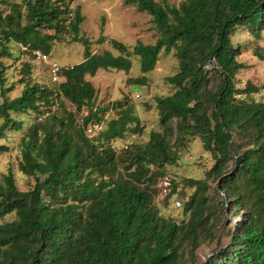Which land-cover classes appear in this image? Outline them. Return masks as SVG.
<instances>
[{
  "label": "trees",
  "instance_id": "trees-1",
  "mask_svg": "<svg viewBox=\"0 0 264 264\" xmlns=\"http://www.w3.org/2000/svg\"><path fill=\"white\" fill-rule=\"evenodd\" d=\"M72 1L0 0V150L8 129L23 131L18 166L29 178L25 190L12 172L0 181V264H264V99L254 96L264 83L237 87L245 64L232 38L236 30L264 36V0H184L179 7L124 0L152 16L160 37L132 49L112 38L119 55L92 51L81 35L82 8ZM66 41L83 44V60L63 74L59 111L39 120L55 87L33 81L25 61L22 92L10 98L16 83L6 86L1 58H15L11 44L23 46V54H51ZM172 49L179 68L165 79L174 91L158 99L162 129L114 151L112 141L141 134L144 125L128 99L97 103L87 76L100 69L129 73L137 56L143 76L129 82L145 84L161 52ZM255 55L264 60V46ZM109 111L115 116L107 118ZM89 123L104 127L90 138ZM195 138L215 162L203 177L181 180L193 191L181 201L182 217L171 216L170 203L181 208L172 202L180 182L172 178L166 195L160 182ZM229 204L243 218L225 224L230 237L223 243L218 225ZM213 242L216 255L201 260L199 249Z\"/></svg>",
  "mask_w": 264,
  "mask_h": 264
},
{
  "label": "rangeland",
  "instance_id": "rangeland-1",
  "mask_svg": "<svg viewBox=\"0 0 264 264\" xmlns=\"http://www.w3.org/2000/svg\"><path fill=\"white\" fill-rule=\"evenodd\" d=\"M155 1L161 2L163 0ZM182 1L184 0H166V3L170 6L179 7ZM72 2L73 7L80 5L82 8L85 20L81 24V35L90 40L94 53H101L109 49L115 55H119L120 53L109 43L112 38L123 41L132 49L138 41H142L145 44H154L160 37L159 31L152 23V16L148 12H140L136 6L126 5L124 0H73ZM2 7L5 8V6ZM101 37L104 38L103 43L98 42ZM232 38L234 44L241 47L242 53L238 60L245 64V68L237 75V87L244 88L248 82L257 86L262 85L264 83V60L259 59L255 55V49L258 46H264V36L261 39H255V37L244 30H236ZM11 50L15 58H1L7 66L4 73L6 86L16 83L15 89L8 94L10 98L19 96L22 92L24 86L20 82V79H22L20 69L25 61L31 62L33 81L47 87H54V84L50 82L48 64L39 62L32 53L23 54L24 48L18 44H11ZM83 55L84 46L82 43L66 41L55 45L51 58L59 63L69 64L81 62ZM132 60L133 65L129 73L116 69H100L95 76H87V79L97 88V103L100 105H110L116 100L125 98L135 106L136 113L144 125V130L141 134L134 133L137 136L135 141L138 144H142L149 139L152 131L161 130L163 127L157 103L159 98L165 97L174 91V87L165 79L177 72L179 63L174 49L170 52L163 50L156 68L145 74V84L138 85L129 82L130 78L143 76L139 58L132 56ZM137 94L140 95L139 98H136ZM254 96L256 99H264V90L255 93ZM68 107L72 110V107ZM114 116L113 111H109L107 114V118ZM30 119L31 117L25 118L26 123ZM1 121L2 119L0 118ZM102 125L104 127V123ZM7 133L6 139L1 140L2 144L5 145V149L0 150V181L4 174L12 172L15 174L19 188L25 190L28 187L29 178L19 169L17 149V144L22 137L23 131L10 128ZM117 141L118 145H121V141ZM214 162L212 155L205 151L201 141L198 138L193 139L189 147L183 151L180 161L175 166L168 167V174L175 181L180 182L179 191L172 199V202L180 200L183 203L185 197L193 191L191 188L184 187V184L181 183L184 177L201 178ZM217 183L218 181L212 182V189H215ZM180 191L181 194H179ZM231 208L232 205L229 204L226 220L225 218L222 219L221 224L218 225V231L223 243L228 241L230 237L225 234V224L227 225L226 227H229V225L233 227L243 218L240 215L243 211L242 209L232 213L230 212ZM181 209L182 207L176 209L170 203L167 212L171 216L182 217ZM2 221L3 219H0V222ZM215 248V242L203 244L198 251L199 258L208 261V259L216 255Z\"/></svg>",
  "mask_w": 264,
  "mask_h": 264
},
{
  "label": "built area",
  "instance_id": "built-area-1",
  "mask_svg": "<svg viewBox=\"0 0 264 264\" xmlns=\"http://www.w3.org/2000/svg\"><path fill=\"white\" fill-rule=\"evenodd\" d=\"M71 7H73L72 4H71ZM22 48H24V47L22 46ZM32 54L34 55V57L39 62H45L49 65L50 82L52 84H54V87H55L53 99H52L51 103L48 105L45 113L42 116H40L39 120H41L43 116L53 115L59 111L60 106H61V100L59 98V94H60L59 85L62 81L64 72L66 70L73 69L74 64L59 63L58 61L52 60L50 54L44 53L40 50H33ZM139 97H140V95L137 94L136 98H139ZM75 110L76 109L73 108V111H75ZM102 129H103L102 123H89L85 127L86 134L90 138L96 136ZM136 138H137V136L135 134H130L126 138H123L120 140L121 145H118L117 140L112 141L111 147L116 152H118L120 149H128L129 146L135 142ZM172 184H173V179L170 175H166L165 177H163L161 182H160L161 194L166 195L168 193V191L170 190V188L172 187ZM174 204L176 207H181V201L180 200H175Z\"/></svg>",
  "mask_w": 264,
  "mask_h": 264
},
{
  "label": "crops",
  "instance_id": "crops-1",
  "mask_svg": "<svg viewBox=\"0 0 264 264\" xmlns=\"http://www.w3.org/2000/svg\"><path fill=\"white\" fill-rule=\"evenodd\" d=\"M51 55V54H50ZM52 60H54L53 58H51ZM56 61V60H55ZM79 63V62H78ZM47 64V63H46ZM63 64V63H62ZM69 64H77V63H69Z\"/></svg>",
  "mask_w": 264,
  "mask_h": 264
},
{
  "label": "water",
  "instance_id": "water-1",
  "mask_svg": "<svg viewBox=\"0 0 264 264\" xmlns=\"http://www.w3.org/2000/svg\"><path fill=\"white\" fill-rule=\"evenodd\" d=\"M213 60V58H211V61Z\"/></svg>",
  "mask_w": 264,
  "mask_h": 264
}]
</instances>
